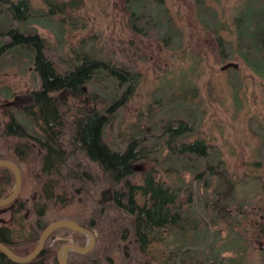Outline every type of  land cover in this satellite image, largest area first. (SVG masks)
I'll list each match as a JSON object with an SVG mask.
<instances>
[{"label":"rangeland","instance_id":"obj_1","mask_svg":"<svg viewBox=\"0 0 264 264\" xmlns=\"http://www.w3.org/2000/svg\"><path fill=\"white\" fill-rule=\"evenodd\" d=\"M163 1L158 11L164 12L147 32L133 29L123 0H29L31 15L23 21L0 10V31L8 33L0 34V120H6L3 112L11 105L16 119L36 132L31 117L17 113L31 103L30 94L40 84L35 54L26 44L12 43V28L41 33L46 53L63 69L86 55L126 63L138 74L137 86L113 116L107 138L124 149L133 138L143 137L150 158L140 163L137 184L150 172L163 184L181 188L186 213L179 225L150 235L146 252L153 264H176L169 259L172 253L186 264H264L261 244L251 238L247 225L257 223L254 217L225 212L240 203L247 208L257 203L264 212V74L240 54L247 51V35L241 30L264 16V0ZM247 5L251 13L246 16ZM229 62L239 65L236 73L222 69ZM99 79L85 86V93L94 98L90 107L113 98L112 82L106 76ZM178 116L196 125V137L210 146L224 175V180L210 177L207 188L195 183L190 198L187 160L170 154L158 128L163 119ZM68 140L64 133L62 144ZM226 190L231 200H225V208L221 193ZM137 199L143 201L141 195ZM10 217V211H0V219Z\"/></svg>","mask_w":264,"mask_h":264},{"label":"trees","instance_id":"obj_2","mask_svg":"<svg viewBox=\"0 0 264 264\" xmlns=\"http://www.w3.org/2000/svg\"><path fill=\"white\" fill-rule=\"evenodd\" d=\"M123 1L130 15L129 23L137 32L149 31L165 10L158 11L163 0ZM247 6L246 16L251 13V6ZM0 10L23 21L31 15L32 8L29 0H0ZM3 33L8 34L0 31ZM240 34L247 35V51L240 52L242 58L256 72L264 74V16L255 24L249 21ZM9 35L12 43L26 44L34 52L40 84L30 94L31 103L17 109L18 114L31 117L36 132L29 131L16 119L11 105L3 112L6 120H0L3 124L0 159L15 162L23 179L18 198L0 207V211L11 212L10 219H0V241L16 254L27 256L37 247L48 225L68 219L89 229L96 237V245L90 252L69 253L70 264H153L146 252L150 235L179 225L186 213L180 199L181 188L163 184L150 172L137 184V170L150 158L144 152L143 137L133 138L124 149L115 147L107 138L113 116L135 92L138 74L124 62L112 64L90 55L63 69L46 53L47 42L38 31L12 28ZM220 55L227 58L222 49ZM249 55H254V59ZM239 68L227 70L236 73ZM102 76L112 82L113 98L95 101L97 105L90 107L94 98L85 93V86L97 84ZM84 95L86 100L82 99ZM115 107L118 109L114 110ZM158 128L165 142L163 146L170 154L173 151L177 157L187 160L185 168L192 173L185 184L190 189L186 191L189 198L195 183L197 188L200 185L207 188L212 176L224 180L221 161L214 163L210 146L196 137L198 131L192 120L180 116L165 118ZM64 133L69 134L65 145L61 141ZM0 174L1 199L9 195L16 180L9 168L0 167ZM229 194L227 190L221 193L225 208V200H231ZM138 195L143 197L142 202L137 199ZM71 205L75 207L71 209ZM250 208L240 203L225 212L245 219L254 217L257 223L247 221V225L251 238L261 244L264 254V212L261 213L257 203ZM87 241L85 234L60 228L46 239L43 251L34 260L16 263L0 251V264H59L57 256L61 247H83ZM177 256L172 253L169 259L186 264Z\"/></svg>","mask_w":264,"mask_h":264},{"label":"water","instance_id":"obj_3","mask_svg":"<svg viewBox=\"0 0 264 264\" xmlns=\"http://www.w3.org/2000/svg\"><path fill=\"white\" fill-rule=\"evenodd\" d=\"M239 65L236 62H229L222 66V69H228L230 67L237 68ZM0 167H6L9 168L15 175V185L11 189L9 195L5 198L0 199V207H4L7 205H10L12 202H14L18 196L20 195L21 189H22V173L18 165L11 161V160H3L0 159ZM60 228H67L72 231H76L82 234H85L88 236V241L85 246H78V245H65L61 247V249L58 252L57 260L59 264H70L68 262V255L71 251H76L81 254H86L90 252L96 245V237L92 231L89 229L81 226L76 221L73 220H58L50 225H48L45 230L42 232L37 247L34 249L33 252L28 254L27 256H20L16 254L10 247H8L6 244L0 241V251L3 252L8 258H10L12 261L16 263H27L32 260H34L37 256L41 254L43 251L45 241L46 239L56 230Z\"/></svg>","mask_w":264,"mask_h":264}]
</instances>
